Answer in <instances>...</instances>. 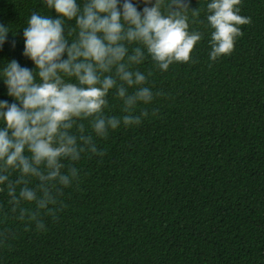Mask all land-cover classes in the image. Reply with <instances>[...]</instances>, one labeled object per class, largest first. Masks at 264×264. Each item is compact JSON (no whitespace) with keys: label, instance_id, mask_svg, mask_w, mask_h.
I'll return each mask as SVG.
<instances>
[{"label":"trees","instance_id":"16d2710c","mask_svg":"<svg viewBox=\"0 0 264 264\" xmlns=\"http://www.w3.org/2000/svg\"><path fill=\"white\" fill-rule=\"evenodd\" d=\"M206 3L190 0L202 33L191 59L139 66L160 93L137 109L149 116L95 138L103 155L75 162L79 179L39 215L43 229L0 191V264H264V0H242L250 22L215 61ZM33 10L42 0H0V23L18 31ZM22 32L0 60L32 68ZM0 97L11 99L2 83ZM121 111L110 95L107 112Z\"/></svg>","mask_w":264,"mask_h":264},{"label":"clouds","instance_id":"9594fccd","mask_svg":"<svg viewBox=\"0 0 264 264\" xmlns=\"http://www.w3.org/2000/svg\"><path fill=\"white\" fill-rule=\"evenodd\" d=\"M241 3L207 0L211 61L231 54L242 35L239 26L250 22L241 15ZM42 4L43 10L31 11L18 31L0 23V51L6 43L15 48L22 29V54L34 66L16 58L0 60V83L11 98L0 97V191L18 211L17 218L30 219L37 229L45 227L39 215L53 214L60 194L79 179L75 162L83 154L103 155L95 138L121 125H139L149 116L137 109L160 93L148 86L139 66L148 58L161 71L188 62L202 39L190 27V15L200 14L190 0ZM110 95L120 101L121 114L107 112Z\"/></svg>","mask_w":264,"mask_h":264}]
</instances>
